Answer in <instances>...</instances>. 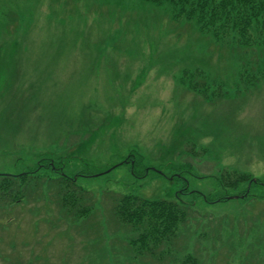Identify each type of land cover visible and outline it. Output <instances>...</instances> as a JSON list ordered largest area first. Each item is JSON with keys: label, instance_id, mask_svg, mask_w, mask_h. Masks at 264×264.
<instances>
[{"label": "rangeland", "instance_id": "374dc122", "mask_svg": "<svg viewBox=\"0 0 264 264\" xmlns=\"http://www.w3.org/2000/svg\"><path fill=\"white\" fill-rule=\"evenodd\" d=\"M231 45L140 0H0V173L46 154L90 208L59 213L47 171L0 204V264H264V53ZM127 194L193 203L172 259L116 225Z\"/></svg>", "mask_w": 264, "mask_h": 264}, {"label": "trees", "instance_id": "16d2710c", "mask_svg": "<svg viewBox=\"0 0 264 264\" xmlns=\"http://www.w3.org/2000/svg\"><path fill=\"white\" fill-rule=\"evenodd\" d=\"M122 1L114 0L115 3ZM140 2L160 6L172 18L192 20L198 30L214 40L217 45L231 36L232 39L238 40L240 47L234 51V46L231 45L229 47L231 53L255 56L258 52L257 46L260 53H264V0H140ZM258 64L259 68L264 67L261 58ZM61 169V161L41 154L37 164L30 170L18 175L0 173V204L6 203L10 206L22 198H25V202L31 203L32 192L37 196L39 193L41 195L43 189L40 181L46 178L48 171L59 174L58 178L63 179L58 186L49 184L54 180L53 177L47 178L49 183L45 181L46 183L42 184L43 187L47 186L44 191L50 194V200L56 198L59 213L63 211L68 215L75 210L73 214L75 217H87L90 208L85 205V192L72 187L74 179L62 174ZM17 177L20 180L19 184H16ZM31 178H35L32 183L29 182ZM52 189L55 192H50ZM40 195L33 200L41 199ZM78 204V208H74ZM192 204L183 203L179 200V196L173 200H150L127 194L117 198L113 211L116 225L129 227L130 232L136 234L129 239L130 244L136 247V253L148 256V259L153 256L163 261L166 258L172 259V253L179 250L180 246H177L179 235L183 224L190 216ZM67 215L65 218H68ZM110 227H113V222ZM196 259L188 254L181 264H195ZM176 262L178 261L173 263Z\"/></svg>", "mask_w": 264, "mask_h": 264}]
</instances>
